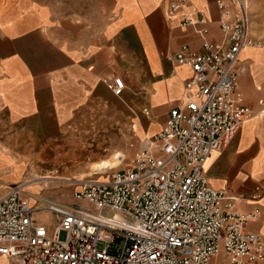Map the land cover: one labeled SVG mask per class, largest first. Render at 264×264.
Instances as JSON below:
<instances>
[{"label":"crops","instance_id":"obj_1","mask_svg":"<svg viewBox=\"0 0 264 264\" xmlns=\"http://www.w3.org/2000/svg\"><path fill=\"white\" fill-rule=\"evenodd\" d=\"M172 1L0 0V150L10 155L6 146L25 138L30 144H57L61 159L63 153L80 150L72 126L86 131L91 124L114 120L135 121L143 132L140 137L158 132L190 78L174 54L182 46L201 50L202 39L182 20L201 13L207 20L206 38H222L216 0H188L167 15ZM247 12L248 34L260 46L240 51L245 69L237 90L251 113L227 146L211 152L204 169L208 184L233 199L232 213L257 211L256 220L245 222L242 230L264 237V114L258 105H264V0H248ZM112 77L123 82L120 97L103 83ZM103 106L112 113L95 115ZM144 108L148 115L142 114ZM133 137L129 125L128 143ZM68 146L72 148L65 151ZM19 184L0 166V198ZM43 189L32 194L41 196ZM26 195L21 193L30 205H39ZM48 218L35 216L40 222ZM214 262L228 264L222 253ZM0 264L14 263L0 256Z\"/></svg>","mask_w":264,"mask_h":264},{"label":"built area","instance_id":"obj_2","mask_svg":"<svg viewBox=\"0 0 264 264\" xmlns=\"http://www.w3.org/2000/svg\"><path fill=\"white\" fill-rule=\"evenodd\" d=\"M187 1H172L167 15ZM215 6L219 42L206 38L205 15L182 20L202 39L201 50L182 46L174 54L190 71L183 95L158 132L130 138L127 148L136 150L127 165L64 181L72 188L68 203L30 206L20 184L0 198V256L8 263L216 264L219 253L228 264L264 261V237L242 230L257 211L232 213L233 199L205 175L208 156L227 146L251 113L237 90L245 69L238 58L242 49L260 46L248 34V0H216ZM103 83L122 95L121 78ZM37 214L51 218L40 222Z\"/></svg>","mask_w":264,"mask_h":264},{"label":"rangeland","instance_id":"obj_3","mask_svg":"<svg viewBox=\"0 0 264 264\" xmlns=\"http://www.w3.org/2000/svg\"><path fill=\"white\" fill-rule=\"evenodd\" d=\"M95 110V115H110L112 113H107V111H110L107 106L98 107ZM134 123L136 122L134 121ZM106 125L91 124L86 131L81 129V127L72 126L71 129L75 131L73 134L79 136V141L76 140L75 147L80 150L68 151V149L72 148L68 146V148H65V151L67 150L68 153L61 154L59 156L61 159L56 157L59 155L56 151L59 149L56 146L57 144H30L25 138L14 139L5 148V151L14 159L8 154L5 155L0 150V166L6 169L13 179H19L22 188L27 186L23 192L25 195L27 194L26 196L34 197L33 192H37L36 195H38V191L41 190V185H46L47 188L41 191V196L34 197L37 203L45 202L44 199L50 201L47 198L55 199V201L61 203H68V195L72 188L70 186L66 188L63 183H59L62 182L60 179L68 181L69 179H79L81 176L95 178L100 173L93 171V165L101 163L103 160H111L116 152L122 153L123 157L119 158L120 163L115 168L121 164L127 165L133 157V152H129L126 147L128 144V140L126 139L127 130L129 129V125H131L129 124V120L126 119L123 123L114 120ZM136 125L134 135H143L138 124ZM54 169L57 173H55ZM34 174L38 176L47 175L55 179V181H39L36 183V180L33 179ZM62 193L67 194V196L61 197Z\"/></svg>","mask_w":264,"mask_h":264},{"label":"bare ground","instance_id":"obj_4","mask_svg":"<svg viewBox=\"0 0 264 264\" xmlns=\"http://www.w3.org/2000/svg\"><path fill=\"white\" fill-rule=\"evenodd\" d=\"M247 48V47H246ZM246 48H244V49H242V51L243 50H245ZM241 51V52H242ZM240 55V54H239ZM135 128H136V124L135 123H131V125H130V130L134 133V131H135ZM137 137V139L138 140H142V139H144L145 137H140V136H136ZM120 157H123V155H122V153H119V152H116V154H114L113 156H112V158H111V160H103V161H101V163H97V164H94L93 165V167H92V169H93V171H97L98 173H105V171H108V170H110V169H114L115 168V166L116 165H118V163H120V161H119V158ZM114 167V168H113ZM119 167V166H118ZM118 167H116V168H118ZM95 175V174H94ZM99 175V174H98ZM89 177V176H88ZM101 178V177H100ZM33 179H35L36 180V183H38L39 181H50V182H53V181H55V179H53V178H51L50 176H38L37 174L35 175L34 174V178ZM79 179H84V176H81V178H79ZM79 179H77V180H79ZM60 180H62V179H60ZM31 182H33V181H31ZM22 187V186H21ZM27 186H25L24 188H22V190H23V192H24V189L26 188ZM41 188L43 189V188H47V186L46 185H41ZM27 203H28V205H30V203H29V201L27 200ZM34 205V204H33ZM33 205H30V206H33Z\"/></svg>","mask_w":264,"mask_h":264}]
</instances>
